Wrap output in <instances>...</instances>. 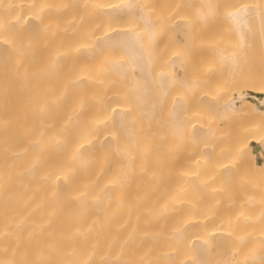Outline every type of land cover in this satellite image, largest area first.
<instances>
[{
  "label": "bare ground",
  "instance_id": "6f19581e",
  "mask_svg": "<svg viewBox=\"0 0 264 264\" xmlns=\"http://www.w3.org/2000/svg\"><path fill=\"white\" fill-rule=\"evenodd\" d=\"M223 1L198 56L172 2L0 0V264H264V0Z\"/></svg>",
  "mask_w": 264,
  "mask_h": 264
},
{
  "label": "rangeland",
  "instance_id": "374dc122",
  "mask_svg": "<svg viewBox=\"0 0 264 264\" xmlns=\"http://www.w3.org/2000/svg\"><path fill=\"white\" fill-rule=\"evenodd\" d=\"M155 1H156V3H161L162 0H155ZM164 1H168L170 3L172 2L174 4H177L175 10L172 11V13L179 12L178 14L185 15L192 20L191 28L193 29V34H195V37L190 36V39L187 40L188 44L185 47L180 46V49L186 50L188 52H194V54L196 52H199V51L202 53V51H204V50L206 51V49L208 51L209 48H207V46H210L208 44H210V41H211L210 39L212 37L213 26H214L213 24L214 23L211 19L210 20L205 19L204 21H202L195 13V9L197 8L198 5H201L204 8V5H203L204 0H164ZM235 1H237V0H224L223 2H225L226 4L227 3L232 4ZM155 5H157V4H155ZM213 35H214V33H213ZM234 48H236V47H234ZM200 52H199V54H200ZM197 54L198 53H196L195 55H197ZM199 54H198V56H199ZM202 55H200V56H202ZM198 56L196 59H198ZM98 58L102 59V51H99ZM202 58L205 59V56H203ZM200 59L197 61H200ZM203 62H205V60ZM200 63L201 62H198V64H200ZM196 65H197V63H196ZM242 65H243V67L241 65H240V67H242V69H244L246 67V65H244V64H242ZM201 66L203 67V69H202L203 74L209 76V79L206 82V88L209 91L215 92L216 93L215 96L218 95L219 93L221 94V96H222V94L225 95V93H230L229 96H231V95L239 92L241 85L245 81L244 77L247 76L246 74L244 77L242 75L245 72H248V71L244 70L243 71L244 73L242 74V70L240 68V70L237 71L239 73L236 72L237 74L235 73L236 75H234V77L232 79L231 78L227 79V78H223L224 76H221V75L219 76V75L215 74L214 72H212V70L208 68V67H210V64L208 62L202 63ZM197 67H199V66H197ZM251 68H254V67H251ZM200 70H201V68H200ZM251 72H252V70H251ZM230 114H231V111H230ZM236 116H237L236 113L231 114L230 117L227 119V121L225 123H223L224 124L223 126L229 128L230 125H232V123L234 122Z\"/></svg>",
  "mask_w": 264,
  "mask_h": 264
}]
</instances>
